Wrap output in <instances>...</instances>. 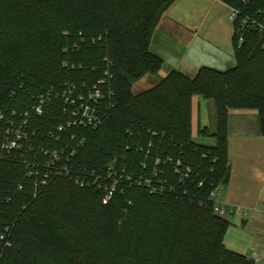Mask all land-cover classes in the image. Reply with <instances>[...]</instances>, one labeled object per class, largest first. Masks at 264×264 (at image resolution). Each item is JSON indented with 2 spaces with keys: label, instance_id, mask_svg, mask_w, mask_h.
<instances>
[{
  "label": "trees",
  "instance_id": "trees-1",
  "mask_svg": "<svg viewBox=\"0 0 264 264\" xmlns=\"http://www.w3.org/2000/svg\"><path fill=\"white\" fill-rule=\"evenodd\" d=\"M176 1L0 0V116L6 117L0 120V264H253L226 247L232 223L215 213L210 196L230 180L229 112L257 111L264 136L263 39L245 33L239 48L237 24L234 68H202L193 79L172 71L135 95L134 83L162 69L151 42ZM219 1L241 16L264 17V0ZM107 67L115 103L110 119L79 130L78 141L86 142L68 164L69 175L36 191L27 163L45 161L42 145L62 146L37 137L23 150L3 151L13 112H32L39 97L63 92L68 83L92 85ZM194 96L215 105V133L200 131L215 146L193 140ZM33 117L30 126L42 134L56 124L47 115ZM157 156L192 166L185 183L172 165L166 168L175 194H151L136 184L151 177ZM110 165L126 168L134 181L120 183L105 204L91 175Z\"/></svg>",
  "mask_w": 264,
  "mask_h": 264
},
{
  "label": "crops",
  "instance_id": "crops-1",
  "mask_svg": "<svg viewBox=\"0 0 264 264\" xmlns=\"http://www.w3.org/2000/svg\"><path fill=\"white\" fill-rule=\"evenodd\" d=\"M234 34L230 7L223 2L177 0L162 17L151 42V51L163 60L161 71L157 75L145 76L133 87L148 91L172 71H179L193 79L202 68L220 71L234 68ZM216 121L214 103L194 96L192 137H200L202 130L215 133ZM228 131L230 180L226 187L220 188L219 199L232 207L233 212L226 217L232 225L224 243L229 250L248 259L257 254L260 247L264 256V243L261 245L262 242H259L258 248L250 249L244 245L246 238L240 242L231 231L232 227L238 228V223H241L244 232L249 235L264 236V136L260 133L258 112L231 110ZM201 144L215 146L216 140L205 137Z\"/></svg>",
  "mask_w": 264,
  "mask_h": 264
},
{
  "label": "built area",
  "instance_id": "built-area-1",
  "mask_svg": "<svg viewBox=\"0 0 264 264\" xmlns=\"http://www.w3.org/2000/svg\"><path fill=\"white\" fill-rule=\"evenodd\" d=\"M230 19L234 24V28L235 25H239L236 28L239 48L244 44L245 33L251 31H256L260 34L264 47V17L258 21L251 17L241 16L239 10L230 8ZM82 42L84 43V40ZM73 48H79V46L74 45ZM107 63L111 65V62L107 61ZM111 78L112 76L107 67L103 77L92 85L87 82L81 85L68 83L63 92L56 94L49 92L47 95L39 97V102L32 107V112H26L24 115L13 112V118L8 121L5 129L3 151L10 153L23 150L30 144L28 143L25 146L26 142L37 137L41 140H44V138L53 140L62 146L60 150H57L42 145L39 153L45 157V161L27 163L28 175L33 179L36 191L37 189L45 190L57 177H61L64 174L69 175L68 164L86 142L84 139L78 141L79 130H96L110 119L111 112L115 108ZM45 115L56 121V124L48 133L42 134L33 129L30 123L34 118L33 116L42 117ZM4 119L6 117L1 115L0 120ZM32 150L30 148V151ZM138 150L139 148H137ZM155 164L156 168H154L150 178L142 175L136 180V184L139 186L144 183L151 194H175V187L170 185L169 180L165 176L168 165H172V173L180 182L185 183L191 178L192 166L185 164L182 159L174 160L170 157L163 159L157 156ZM142 166L143 169H147L146 160L142 163ZM91 177L94 179L93 185L103 190L105 204L114 196L120 183L127 182L132 184L134 181V176L128 174L126 168L120 167L118 169L114 165H110L104 174L96 175L92 173ZM76 182L81 186L85 184V180H80L79 178L76 179ZM199 186L202 187L203 183H200ZM219 197L220 188L215 189L211 193L210 199L214 202L215 213L220 217L226 218L233 212V208L223 203ZM252 262L253 264H261L259 259H253Z\"/></svg>",
  "mask_w": 264,
  "mask_h": 264
},
{
  "label": "rangeland",
  "instance_id": "rangeland-1",
  "mask_svg": "<svg viewBox=\"0 0 264 264\" xmlns=\"http://www.w3.org/2000/svg\"><path fill=\"white\" fill-rule=\"evenodd\" d=\"M135 84V83H134ZM134 84H133V86H134ZM132 92L135 94V95H137V94H139V93H142L143 92V90L142 89H137L136 87H132ZM204 138L205 137H203L202 135L199 137V136H195L194 138H193V140L196 142V143H199V144H201L202 142H203V140H204ZM235 224V223H234ZM237 227L238 228H234V227H232V229H231V231L232 232H234V235H235V239L236 240H238V241H244L245 239L244 238H246L247 239V241H245V247L247 246L248 248H250V249H256V247L258 248V243L259 242H262V244L261 245H263V243H264V236H261V238L260 237H254V236H251V235H249L248 233H246V232H244V227H243V225H241V223H238V225H237ZM244 233H246V234H244ZM233 235V236H234ZM244 239V240H243ZM255 239V240H254ZM253 240H254V243L255 244H253ZM257 245V246H256ZM253 253H255L254 251H253ZM250 259H259L260 260V262H261V264H264V256H263V249L260 247V248H258V252H257V254L255 253V255L252 257V258H250Z\"/></svg>",
  "mask_w": 264,
  "mask_h": 264
}]
</instances>
